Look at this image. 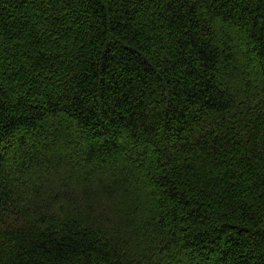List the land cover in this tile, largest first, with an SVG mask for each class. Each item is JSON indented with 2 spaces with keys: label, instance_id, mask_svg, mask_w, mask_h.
<instances>
[{
  "label": "trees",
  "instance_id": "1",
  "mask_svg": "<svg viewBox=\"0 0 264 264\" xmlns=\"http://www.w3.org/2000/svg\"><path fill=\"white\" fill-rule=\"evenodd\" d=\"M0 264H264V0H0Z\"/></svg>",
  "mask_w": 264,
  "mask_h": 264
}]
</instances>
